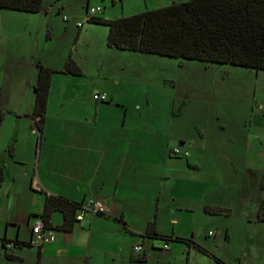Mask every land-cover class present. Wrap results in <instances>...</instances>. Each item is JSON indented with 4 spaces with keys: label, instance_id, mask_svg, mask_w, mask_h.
<instances>
[{
    "label": "crops",
    "instance_id": "crops-1",
    "mask_svg": "<svg viewBox=\"0 0 264 264\" xmlns=\"http://www.w3.org/2000/svg\"><path fill=\"white\" fill-rule=\"evenodd\" d=\"M103 4L98 15L111 17L107 4ZM88 7L89 1L86 11ZM54 11L42 5L37 12L5 15L20 18L18 29L24 31L44 24L50 39L39 54L32 49L31 39L18 42L19 50L24 48L21 66L25 68L20 71L27 75L28 82L34 74L36 79L37 61L56 71L51 74L41 118L33 115V88L27 97L11 88L13 95L0 90V102L6 109L0 125V165L4 171L0 186V264H220L196 244L227 264H264V220L257 219L264 199L258 180L264 168V130L234 133L239 137L244 161L239 165L232 135H207L197 125L189 135L184 133L182 118L157 121L151 111L157 108L125 101L124 92L119 91L122 83L105 81L108 77L113 83L117 76L107 68L109 64L96 56L83 67L72 52L67 53L66 41L54 43ZM24 12L33 16L20 14ZM76 15L80 14L76 11ZM88 16L72 19L77 37L89 35L101 42L103 36L98 37L93 26L99 23L82 22ZM62 18L66 21L62 28L67 31L71 26L68 16ZM8 40L6 64L13 60L9 51L16 52L18 39ZM68 58L81 73L64 70ZM96 91L107 92V99L94 98ZM257 122L264 125L263 119ZM172 125L174 131L170 130ZM174 145L189 153H173ZM217 166L221 168L218 173ZM249 173L255 174L257 181L255 194L248 201L254 208L241 215L249 234L243 233L242 238L233 230L240 244L225 251L220 246L224 248L223 244L230 241V229L214 217L229 210L235 200L219 199L215 190L219 186L226 191L246 188ZM35 178L41 184L39 189L33 188ZM49 194L82 203L89 197L101 198L105 210L86 209L78 218L79 207L72 225L65 227H61L63 212L54 210L50 217L54 238L38 242L32 226L36 219L42 220L39 214ZM216 206L220 210L210 211ZM200 216L209 220L201 234L197 230ZM162 235L182 236L195 243L176 239L170 244L171 239L165 240ZM16 239L31 240V244L13 245ZM136 243L143 247L136 250Z\"/></svg>",
    "mask_w": 264,
    "mask_h": 264
},
{
    "label": "rangeland",
    "instance_id": "rangeland-1",
    "mask_svg": "<svg viewBox=\"0 0 264 264\" xmlns=\"http://www.w3.org/2000/svg\"><path fill=\"white\" fill-rule=\"evenodd\" d=\"M87 1L90 6L103 7V3H106V9L111 13V17H118L160 6L172 0H42V5H49L52 10L55 8L53 20L57 30L53 35L54 43L60 45L66 41L67 53L72 52L71 55L83 67L90 65L96 56L105 62V65L109 64L106 65L107 68L113 70L117 76L113 77V83L108 77H105V81L115 85L122 83L119 91L124 92L125 101L140 102L142 105L157 108L151 109L157 121L167 117L176 120L177 117L182 118L185 134L191 135L197 125L207 135L219 134V138L232 135L234 137L232 139H235L231 143L232 147L239 153L236 161L239 165L244 163L239 137L233 135L240 131L251 134L257 128L264 130V125L261 126L257 122V119H263L264 123V69L108 46L106 42L108 26L104 24L93 25L97 29L96 35L103 36L101 42L99 38L94 40L89 35L78 39L75 21L89 14L86 11ZM59 7L60 11L57 10ZM75 10L80 15L77 16ZM11 12L18 14L17 12L22 11L0 7V90H7L6 94H11L9 90L11 88L27 97L32 94L35 74L31 82H28L27 75L20 71V68H25L21 66L24 48L19 50L18 42L22 40V43H27L31 39L32 49L39 54L50 39L46 37L44 24L41 28L38 27L39 23L35 24L31 32L28 29L25 31L18 29L20 18L5 17ZM63 13L68 16L67 24H71L67 31L62 28L66 23L62 18ZM20 14L33 16L25 12ZM82 22L85 25L90 24L86 17ZM15 36L18 39L14 44L16 52L11 54L9 51V55L14 57L6 64L8 53L6 48L9 44L7 39L10 38L11 42ZM23 76H26L24 82ZM170 130L174 131L175 126L172 125ZM193 154L195 155L194 151ZM183 159L185 160V157ZM27 166L30 164L27 163ZM220 170L218 167L217 173ZM259 175L258 180L263 183L264 193V168ZM247 182L248 186L241 190L233 188L226 191L220 186L215 190L219 199L231 197L235 200L229 210L214 217L220 218L221 223L230 229V241L226 245L223 244L224 248L220 246V249L225 251L240 244L238 235L242 237L243 233L249 234L246 230L249 227L245 226L246 220L241 215L250 213L254 208L248 201L250 196L253 197L255 194L257 185L255 174L249 173ZM208 221L200 216L197 228L199 234L203 229H207ZM233 230H237L238 235H235ZM176 239L171 238L169 243L174 244Z\"/></svg>",
    "mask_w": 264,
    "mask_h": 264
},
{
    "label": "trees",
    "instance_id": "trees-1",
    "mask_svg": "<svg viewBox=\"0 0 264 264\" xmlns=\"http://www.w3.org/2000/svg\"><path fill=\"white\" fill-rule=\"evenodd\" d=\"M41 6L42 0H0V7L26 12H37ZM98 14H89L87 19L108 26L106 42L112 47L264 69V0H172L165 5L118 17ZM35 65L37 76L32 84L33 115L41 118L46 109L51 74L56 70L39 61ZM64 70L81 73V68L71 58L67 59ZM98 93H105V97L98 96L97 99H107V92ZM5 113L6 109L0 102V125ZM3 179L4 171L0 165V186ZM81 203L62 195L49 194L45 197L43 211L39 215L44 226L52 228L51 213L61 210V227L70 226L76 219V210ZM210 209L218 211L220 207ZM257 219L264 220V199L259 205ZM162 236L165 240L171 239L168 235ZM176 238L195 243L186 237ZM12 244L29 245L31 240L16 239ZM196 245L220 264H227L216 254Z\"/></svg>",
    "mask_w": 264,
    "mask_h": 264
},
{
    "label": "built area",
    "instance_id": "built-area-1",
    "mask_svg": "<svg viewBox=\"0 0 264 264\" xmlns=\"http://www.w3.org/2000/svg\"><path fill=\"white\" fill-rule=\"evenodd\" d=\"M101 6L100 5H96V6H90L88 7V12L91 15L94 14H98L101 11ZM64 19L67 18V16L64 14L63 15ZM78 25H81V22L78 21L77 22ZM94 97H98L100 96L101 98L105 97V93H98V91H96L94 94ZM171 151L173 153H181L183 155H187L189 153L188 149H181V147L179 145H174L171 148ZM33 188H37L39 189L41 187V184L39 182L38 179H34L32 182ZM86 209H91V210H95L97 212H102L105 210V202L101 199V198H95V197H89L87 198L80 206L79 212L77 214L78 218H82L83 214L85 212ZM32 230L34 233V240L38 241V242H42V241H47V240H52L54 238V231L52 228H47L44 226V223L41 219H36L35 222L33 223L32 226ZM212 233V231H210ZM8 246H10L11 244H7ZM136 250H140L143 247V244L141 243H136L134 245Z\"/></svg>",
    "mask_w": 264,
    "mask_h": 264
}]
</instances>
